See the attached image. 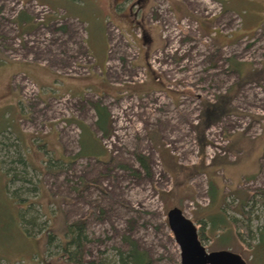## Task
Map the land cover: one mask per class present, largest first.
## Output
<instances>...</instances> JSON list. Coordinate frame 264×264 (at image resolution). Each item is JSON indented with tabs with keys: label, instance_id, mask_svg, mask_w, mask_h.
Segmentation results:
<instances>
[{
	"label": "rangeland",
	"instance_id": "rangeland-1",
	"mask_svg": "<svg viewBox=\"0 0 264 264\" xmlns=\"http://www.w3.org/2000/svg\"><path fill=\"white\" fill-rule=\"evenodd\" d=\"M228 1L127 0L107 17L106 0H0V264H68L44 256V233L21 230L16 187L41 206L34 221L58 233L85 219L82 256L93 264L127 248L125 236L152 264H179L172 207L208 235L199 239L206 251L254 264L264 222V0L231 11ZM218 96L228 110L204 127L202 104ZM96 103L109 112V135L97 128ZM14 151L29 164L13 171ZM13 172L31 183L7 184ZM219 210L228 245L216 240H227L226 228L208 226Z\"/></svg>",
	"mask_w": 264,
	"mask_h": 264
},
{
	"label": "trees",
	"instance_id": "trees-1",
	"mask_svg": "<svg viewBox=\"0 0 264 264\" xmlns=\"http://www.w3.org/2000/svg\"><path fill=\"white\" fill-rule=\"evenodd\" d=\"M202 110L200 114V121L201 124L204 127H207L214 122H217L221 115L225 112H227V104L226 101L221 99V96L217 97V100L214 103L206 102L205 104H202ZM105 106H101V104L96 103L94 105V110L97 115V120L96 125L97 128L103 133V135H109V112L107 109H105ZM80 127L83 129L84 126L82 124H79ZM84 142L81 141V149H85ZM83 152L81 151L78 153L82 154ZM15 158L11 159L8 161V163L11 165L8 170L12 169L14 171V167H12L13 164L18 163L21 166H27L29 164V161H27L26 157L24 158L18 151H14ZM93 155H98V154H93ZM139 160L141 162L144 161L145 163V158L142 156H138ZM4 162V161H3ZM2 160H0V165L2 166ZM147 166V164H144ZM8 170H3L4 174L8 172ZM20 180L22 182H30V179L26 178L25 176L23 177H18L16 172L11 173L10 177H7V184L8 182H13V180ZM28 180V181H27ZM31 183V182H30ZM211 184V189H210V195L212 197V200L215 198V194L213 193L214 191L212 190L214 188L212 182ZM20 190L19 187H16L12 189L11 191L9 190L10 194H12V197L14 200H16L20 205L21 209L19 212V226L24 232L29 237H33L34 235L44 233L46 240L44 242V252H45V257H62L68 264H93L91 261H85L83 258V242L86 241L87 235L84 232V227H85V219H77L75 221H72L70 223L64 224L62 226L63 231L57 232L54 229L50 228L49 226L45 225L46 223L42 222H35L34 220L39 218V212H41V206L40 208H35V204H39L37 201H27L26 198H21V195L16 194V192ZM29 191H35L36 188L31 186ZM256 193H259L261 196V200H264V187L261 189H258ZM246 198L240 199L239 207L243 209V207L246 205ZM221 208V207H220ZM219 208V209H220ZM241 209V210H242ZM241 213H243L241 211ZM216 215H213L210 217V223L209 227L210 229H216L219 230L221 228H226V234H227V240L223 241L224 235L223 233L218 235L216 237V240H218L219 244L222 245H228L231 241V233L228 232L227 227V222L225 218V214L222 213V211H218L215 213ZM244 214V213H243ZM245 215V214H244ZM233 225L235 226H240L245 228L244 225H242V222L239 219H233L232 220ZM257 228V241L255 243V246L253 249V263L254 264H264V222L261 223ZM201 230V229H200ZM225 230V229H224ZM61 233V234H60ZM199 238L198 239H205V237H208L205 232L201 230L199 231ZM226 236V235H225ZM125 242H127V248L120 249L116 248V251L114 252V258L113 259H106L102 260L98 264H152V260L149 257L148 253H146L145 250L140 249L137 245V242H135L133 239L131 240L129 237L125 236L124 237ZM57 242V243H56ZM56 248L55 251L56 253L52 252L51 248ZM58 250V251H57ZM52 252V253H51ZM258 258L261 260L259 261ZM263 259V260H262Z\"/></svg>",
	"mask_w": 264,
	"mask_h": 264
},
{
	"label": "water",
	"instance_id": "water-1",
	"mask_svg": "<svg viewBox=\"0 0 264 264\" xmlns=\"http://www.w3.org/2000/svg\"><path fill=\"white\" fill-rule=\"evenodd\" d=\"M170 228L179 248V264H247L238 253L227 249L206 251L198 239L197 227L192 220L183 215L178 207L167 211Z\"/></svg>",
	"mask_w": 264,
	"mask_h": 264
},
{
	"label": "crops",
	"instance_id": "crops-1",
	"mask_svg": "<svg viewBox=\"0 0 264 264\" xmlns=\"http://www.w3.org/2000/svg\"><path fill=\"white\" fill-rule=\"evenodd\" d=\"M126 1L127 0H125L124 2H126ZM246 1H249V3L252 2V0H231V1L226 2L225 8H226L227 11H231V10H233L235 8L243 7L242 5ZM124 2H123V0H106V3H105L106 7H105V11H104L105 12V16L108 17V13L118 14V12H121L122 10H124V7L121 6V4H123ZM103 20H104V18H103ZM102 22H104V23H102L103 24V27H102V34L103 35L102 36L103 37L105 36V38H106L107 33H108V31H107L108 30V27H107L108 24H106L107 23V19L102 21ZM249 28H251V27H249ZM104 64H105V61H104ZM95 69H97V68H95ZM96 71L98 72V70H96Z\"/></svg>",
	"mask_w": 264,
	"mask_h": 264
}]
</instances>
